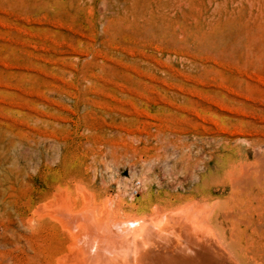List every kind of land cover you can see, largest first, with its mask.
<instances>
[{"label":"rangeland","instance_id":"obj_1","mask_svg":"<svg viewBox=\"0 0 264 264\" xmlns=\"http://www.w3.org/2000/svg\"><path fill=\"white\" fill-rule=\"evenodd\" d=\"M210 135L264 138V0H0V264L45 259L39 187L178 201L216 175Z\"/></svg>","mask_w":264,"mask_h":264},{"label":"bare ground","instance_id":"obj_2","mask_svg":"<svg viewBox=\"0 0 264 264\" xmlns=\"http://www.w3.org/2000/svg\"><path fill=\"white\" fill-rule=\"evenodd\" d=\"M211 148L216 175H197L202 183L178 201L165 190L113 207L91 173L41 185L27 216L54 232L41 264H264V138L223 137Z\"/></svg>","mask_w":264,"mask_h":264},{"label":"built area","instance_id":"obj_3","mask_svg":"<svg viewBox=\"0 0 264 264\" xmlns=\"http://www.w3.org/2000/svg\"><path fill=\"white\" fill-rule=\"evenodd\" d=\"M136 192H137V190L134 191V193H136Z\"/></svg>","mask_w":264,"mask_h":264}]
</instances>
